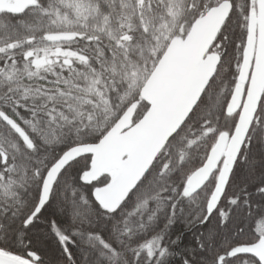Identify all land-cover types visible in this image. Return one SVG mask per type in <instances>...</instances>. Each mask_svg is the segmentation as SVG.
I'll return each instance as SVG.
<instances>
[{"label": "snow or ice", "instance_id": "snow-or-ice-1", "mask_svg": "<svg viewBox=\"0 0 264 264\" xmlns=\"http://www.w3.org/2000/svg\"><path fill=\"white\" fill-rule=\"evenodd\" d=\"M0 264H264V0H0Z\"/></svg>", "mask_w": 264, "mask_h": 264}]
</instances>
